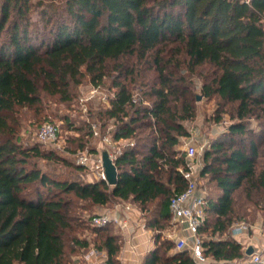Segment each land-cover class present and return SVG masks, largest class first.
Masks as SVG:
<instances>
[{"label":"trees","instance_id":"1","mask_svg":"<svg viewBox=\"0 0 264 264\" xmlns=\"http://www.w3.org/2000/svg\"><path fill=\"white\" fill-rule=\"evenodd\" d=\"M30 3L0 0V264H69L63 237L73 230L80 202L129 203L152 230L168 221L169 199L186 189L179 173L185 157L177 150L189 137L182 122L195 116L191 85L178 72L203 66L211 72L201 76V95L233 105L236 121L202 156L200 176L210 185L199 229L206 235L203 254L222 264L245 260L230 228L250 206L264 217V0H63L59 11L38 0V22L31 20ZM127 58L149 61L156 76L137 104L125 82L134 72L118 63ZM110 62L115 91L102 113L112 121L107 135L132 143L114 160L117 183L53 176L41 161L80 174L84 168L38 143L23 144L17 112L47 116L49 101H71L82 70L98 86ZM86 135L93 136L89 127ZM152 204L158 207L150 210ZM90 218L93 243L73 237V248L91 246L106 264H119L120 236L105 234L115 228L94 227ZM154 239L142 264H194L187 250L170 253V241Z\"/></svg>","mask_w":264,"mask_h":264},{"label":"rangeland","instance_id":"2","mask_svg":"<svg viewBox=\"0 0 264 264\" xmlns=\"http://www.w3.org/2000/svg\"><path fill=\"white\" fill-rule=\"evenodd\" d=\"M38 0H30L31 7V20L33 22H38L39 20V7L36 5ZM43 4H51L52 9L61 10L63 0H41ZM166 54V53H165ZM182 60V58H180ZM119 64H124L128 67V70H132L134 73L131 77L126 78V84L128 85L134 103L137 104L138 100L142 96L141 94L147 92L149 87L156 82L155 73L151 67L149 61L136 62L134 58H127L118 61ZM115 63L110 62L107 64V77L103 79L100 85H93L88 75L82 70V76L80 78V83L76 86L72 85L70 87L71 101L68 103L57 102L55 103L49 101L46 105L47 116L34 115L31 110H19L17 112V119L21 124L20 136L22 138L23 144L38 143L41 149L44 151H52L57 156L63 158L67 162L77 165L79 156L82 153L90 155L94 160L100 156L102 152H108L113 155L117 152H121L123 148L129 144L130 141L126 140L125 143L114 144L113 146H106L101 144V139L103 136H108L107 132L113 129L112 121H106L103 118V111L107 107L108 99L113 95L115 88L113 85V78L115 73L112 68ZM211 72L209 67H197L193 74H188L185 69H181L178 73L186 76L187 82L191 85V104L194 108L195 116L192 120L183 121L182 124L185 129L189 132V137L181 138L177 150L183 154L185 157V149L192 147L196 151V158L194 162H197L200 166V170L203 168L202 156L206 150L209 149L211 141L218 139L223 133L227 132L228 127L235 121L233 105L221 103L216 97L206 99L200 93V87L202 83V75H209ZM130 76V75H129ZM144 100L145 96L143 95ZM199 98V100H198ZM150 101L143 102V105H148ZM101 116V117H100ZM64 118H67L68 123L62 122ZM53 124L58 129L57 139L54 143H40L37 141L36 134L43 124ZM102 124L105 125L104 128L101 127ZM251 128L257 127V122L254 120L250 121ZM88 127L92 131L95 127L97 136L87 137ZM77 130V131H76ZM79 143L84 146L83 149L78 150L77 147ZM264 149L262 146L261 150ZM94 150V152H92ZM259 162H264V159H260ZM40 167L60 178L67 179H78L82 182L86 181H96L94 177V172L92 167H83L84 173H75L71 168L62 165L61 163H54L51 161H41L39 163ZM198 180V186L205 192H208L210 185L208 184V177L200 176V173L196 176ZM239 192L235 194L237 196ZM121 204L131 206L133 212H136L137 216L141 218V214L137 209L130 205L129 203H116L113 202L107 207L105 211H112L116 205ZM157 204H152L149 206L150 210H155ZM101 207H91L88 203L80 202L74 209V220L72 223L73 230L66 232L63 240L65 246V257L63 262H68L69 264H80L84 257L89 251H91V246L87 250L75 249L73 248L71 241L73 237L84 240H88L89 244L93 243L95 237L91 234V231L87 227L88 218L102 214L105 211H100ZM250 213L248 216L243 217V221L247 223L251 229L246 235V242L241 244L243 247L251 242H254L258 237L260 242L264 241V217L261 211L249 207ZM145 217V216H144ZM143 217V218H144ZM151 217H153L151 215ZM144 220V219H143ZM152 235L161 237V240L170 241L172 243V250L177 251V240L180 236L170 218L165 223H160L158 228L151 230ZM105 234H113L120 236L121 249L118 257L121 254L122 248L124 247L123 235L118 229H110L106 231ZM173 239H171V238ZM201 238H206V235H202ZM241 236H236L237 241L241 240ZM158 239V241H161ZM245 241V240H244ZM255 243V242H254ZM156 243H154V248ZM163 250V249H161ZM264 256V251L262 252ZM98 259H104L103 255H98ZM85 261V260H84ZM241 262H236L234 264H240ZM120 264V261H119ZM207 264H222L208 259Z\"/></svg>","mask_w":264,"mask_h":264},{"label":"built area","instance_id":"3","mask_svg":"<svg viewBox=\"0 0 264 264\" xmlns=\"http://www.w3.org/2000/svg\"><path fill=\"white\" fill-rule=\"evenodd\" d=\"M94 129L95 127L92 129L93 135L97 136V132ZM57 134V127L53 124L46 123L41 126L36 137L40 143L52 144L56 141ZM116 143L109 136H103L101 139L102 145L113 146ZM129 144L132 145V143ZM184 152L185 169H179V173L186 182V189L169 199L168 212L170 220L180 236L175 240L177 243V251L187 250L194 264H207L208 259L203 254L202 238L199 234V229L203 225L205 216V192L198 186V180L196 178L201 170L199 164L194 162L197 155L196 151L192 147H189ZM120 153L117 152L113 155L108 153L109 159L114 163V160ZM77 165L85 168L92 167V170L95 171L94 177L96 181L102 180L106 183L100 156L94 160L90 155L82 153L79 156ZM132 212L131 206L118 204L110 212L105 211L102 214L92 216L90 218V224L97 228L111 225L123 233L129 230L131 223L130 215ZM250 229L251 227L245 222L236 223L230 228V236L235 238L236 236L246 235ZM249 246L253 248V252L245 260L241 261L240 264H264V256H262L264 245L258 241L244 246V250L246 251ZM94 264H106V257L96 260Z\"/></svg>","mask_w":264,"mask_h":264},{"label":"crops","instance_id":"4","mask_svg":"<svg viewBox=\"0 0 264 264\" xmlns=\"http://www.w3.org/2000/svg\"><path fill=\"white\" fill-rule=\"evenodd\" d=\"M125 142L126 141L121 140L117 143L121 145V143ZM89 182H92V180ZM100 211H105V208L102 207ZM130 216L131 223L129 230L122 233L124 247L117 259L120 261V264H142L144 257L154 249L155 239L151 232L152 229H149L146 226L145 220L139 218L136 212H132ZM246 235L241 236V240L238 241L240 244H243L242 241L246 242ZM258 241L260 240L257 237L254 242ZM254 242H251L248 245H251ZM261 244L264 245V241L261 242ZM98 255H103V257H105L104 253L91 249V251H89L84 257L85 261L82 260L80 264H94L95 261L98 260Z\"/></svg>","mask_w":264,"mask_h":264},{"label":"water","instance_id":"5","mask_svg":"<svg viewBox=\"0 0 264 264\" xmlns=\"http://www.w3.org/2000/svg\"><path fill=\"white\" fill-rule=\"evenodd\" d=\"M100 157L106 184L108 186H115L117 183V171L114 163L109 159L108 153L105 151L100 154ZM252 252L253 248L248 247L245 251V254L249 256L252 254Z\"/></svg>","mask_w":264,"mask_h":264}]
</instances>
